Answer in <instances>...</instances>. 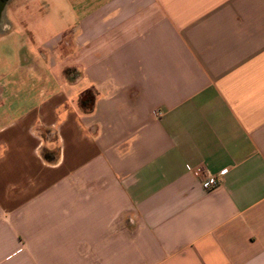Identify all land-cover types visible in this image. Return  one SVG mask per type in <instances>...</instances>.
<instances>
[{
	"label": "crops",
	"instance_id": "obj_1",
	"mask_svg": "<svg viewBox=\"0 0 264 264\" xmlns=\"http://www.w3.org/2000/svg\"><path fill=\"white\" fill-rule=\"evenodd\" d=\"M57 1L0 28V264H264V0Z\"/></svg>",
	"mask_w": 264,
	"mask_h": 264
},
{
	"label": "rangeland",
	"instance_id": "obj_2",
	"mask_svg": "<svg viewBox=\"0 0 264 264\" xmlns=\"http://www.w3.org/2000/svg\"><path fill=\"white\" fill-rule=\"evenodd\" d=\"M56 6L59 10V12L57 14H53L56 16H53L51 14H46V12H45L46 15L45 14L39 15V17L34 18V19H28L27 18L26 19L27 23H23L24 26L27 25V27L30 31H33L35 33L36 32L39 33L38 34V38L40 41L39 45L46 42L50 38L55 37L57 34H59L61 31H63L66 27V23L62 22V18H63L62 17V11H64L66 9L65 2H63L62 0H58L56 2ZM51 7L53 8V4L51 5ZM50 10H51V8H50ZM7 16L9 17V22L5 20V22L3 23L1 28H3L4 26L6 27V29L8 28L7 26H15V25L19 26L18 24H20V21H19V19L15 18L13 13L11 14V18H10L8 13H7ZM21 26H22V24H21ZM29 46H30V44H29Z\"/></svg>",
	"mask_w": 264,
	"mask_h": 264
},
{
	"label": "built area",
	"instance_id": "obj_3",
	"mask_svg": "<svg viewBox=\"0 0 264 264\" xmlns=\"http://www.w3.org/2000/svg\"><path fill=\"white\" fill-rule=\"evenodd\" d=\"M159 114V113H158ZM223 175H208L203 183L202 186L205 190L209 191L216 187H219L223 183Z\"/></svg>",
	"mask_w": 264,
	"mask_h": 264
},
{
	"label": "water",
	"instance_id": "obj_4",
	"mask_svg": "<svg viewBox=\"0 0 264 264\" xmlns=\"http://www.w3.org/2000/svg\"><path fill=\"white\" fill-rule=\"evenodd\" d=\"M9 2H3L0 4V18H1V23H0V28L2 27L3 23L5 22V18H4V13L6 11L7 5Z\"/></svg>",
	"mask_w": 264,
	"mask_h": 264
},
{
	"label": "flooded vegetation",
	"instance_id": "obj_5",
	"mask_svg": "<svg viewBox=\"0 0 264 264\" xmlns=\"http://www.w3.org/2000/svg\"><path fill=\"white\" fill-rule=\"evenodd\" d=\"M11 0H0V4L3 3V2H10ZM1 13V12H0ZM1 18H0V23H1Z\"/></svg>",
	"mask_w": 264,
	"mask_h": 264
}]
</instances>
